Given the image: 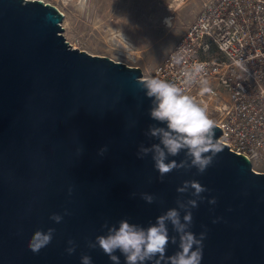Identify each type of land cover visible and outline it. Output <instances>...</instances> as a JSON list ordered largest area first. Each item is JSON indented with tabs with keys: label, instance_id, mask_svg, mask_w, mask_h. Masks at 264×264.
Wrapping results in <instances>:
<instances>
[{
	"label": "water",
	"instance_id": "water-1",
	"mask_svg": "<svg viewBox=\"0 0 264 264\" xmlns=\"http://www.w3.org/2000/svg\"><path fill=\"white\" fill-rule=\"evenodd\" d=\"M62 20L38 0H0V264H81L84 255L91 264H113L88 243L122 220L147 228L170 208L183 222L187 208L178 201L187 205L195 197L177 188L191 180L207 189L191 209L190 230L206 233L201 264H264V173L220 143L203 174L180 168L161 179L153 152L138 155L160 142L150 127H166L150 118L153 103L139 84L140 69L73 49ZM167 159L186 157L182 151ZM167 227L177 237L168 245L172 256L179 237ZM49 228L51 243L33 253V233Z\"/></svg>",
	"mask_w": 264,
	"mask_h": 264
},
{
	"label": "clouds",
	"instance_id": "clouds-1",
	"mask_svg": "<svg viewBox=\"0 0 264 264\" xmlns=\"http://www.w3.org/2000/svg\"><path fill=\"white\" fill-rule=\"evenodd\" d=\"M180 63L179 58H175ZM205 66L194 63L190 69L183 72V87L167 80L150 77L139 82L146 90V96L152 100L150 118L166 127H150L149 134L159 139V144H154L151 149L141 147L139 157L143 158L150 151L153 152L154 166L161 179L174 169L195 168L198 174H203L213 163L214 157L222 151V145L215 139L216 121L208 114L206 106H201L186 89L199 83L201 96L211 93L212 89L203 78ZM104 149L101 150V154ZM185 153V160L177 163L168 160V156H178ZM191 189L195 199H189L187 205L178 201L179 208H187L183 215V222L178 208H170L163 215L156 218V223L144 228L122 220L118 227H108L106 235H99L95 242H89V248H99L106 254L113 264H119V252L125 257V264H145V261L156 259V264L166 261V264H201L203 258V240L206 233L201 232L199 237L190 230L193 222L192 208L198 206V200H203L201 195L207 189L198 181H184L177 192L184 194ZM71 191V190H70ZM142 198L149 204L153 203L152 195L143 194ZM209 203L215 204L213 197ZM67 214V213H65ZM50 219L60 223L63 217L53 214ZM171 223L174 232L179 237L178 251L172 256H167L169 243L177 244L176 236H169L167 223ZM214 223L216 221H213ZM107 227L106 225H104ZM55 229L47 231L37 230L33 233L28 243V248L33 253H39L47 247L52 239ZM71 247L67 248L68 254L75 251L74 242L69 240ZM81 264H91V257H81Z\"/></svg>",
	"mask_w": 264,
	"mask_h": 264
},
{
	"label": "built area",
	"instance_id": "built-area-1",
	"mask_svg": "<svg viewBox=\"0 0 264 264\" xmlns=\"http://www.w3.org/2000/svg\"><path fill=\"white\" fill-rule=\"evenodd\" d=\"M194 63L205 66L212 92L201 96L197 83L186 94L216 121L218 142L252 168L264 164V0L204 2L151 77L183 87L182 74Z\"/></svg>",
	"mask_w": 264,
	"mask_h": 264
},
{
	"label": "rangeland",
	"instance_id": "rangeland-1",
	"mask_svg": "<svg viewBox=\"0 0 264 264\" xmlns=\"http://www.w3.org/2000/svg\"><path fill=\"white\" fill-rule=\"evenodd\" d=\"M56 8L66 42L150 78L207 0H38ZM264 173V164L253 166Z\"/></svg>",
	"mask_w": 264,
	"mask_h": 264
}]
</instances>
